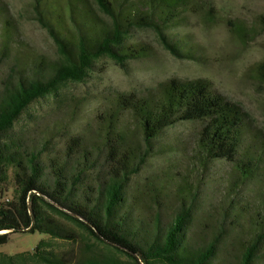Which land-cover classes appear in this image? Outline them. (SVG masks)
I'll list each match as a JSON object with an SVG mask.
<instances>
[{
    "label": "trees",
    "instance_id": "1",
    "mask_svg": "<svg viewBox=\"0 0 264 264\" xmlns=\"http://www.w3.org/2000/svg\"><path fill=\"white\" fill-rule=\"evenodd\" d=\"M32 3L60 58L48 61L30 51L0 3V63L11 65L0 90V246L7 232L27 227L50 241L30 252L0 253V264H258L256 240L244 243L237 259L226 252L231 242L198 239L191 227L196 186L184 170L167 169L150 184L132 179L166 128L198 123L191 156L201 167L227 163V206L236 209L238 187L253 179L264 184V140L253 132L245 108L208 80L172 78L144 94L117 93L112 106L95 115L92 131L72 135L62 146L52 145L50 133L52 139L36 131L11 133L31 103L83 81L101 57L120 65L145 57L147 46L125 43L134 29H152L172 55L187 54L165 32L179 26L194 0ZM232 27L244 43L264 32V13L250 25ZM253 72L264 82V60ZM250 214L262 234L264 210ZM56 240L78 246L63 252Z\"/></svg>",
    "mask_w": 264,
    "mask_h": 264
},
{
    "label": "rangeland",
    "instance_id": "2",
    "mask_svg": "<svg viewBox=\"0 0 264 264\" xmlns=\"http://www.w3.org/2000/svg\"><path fill=\"white\" fill-rule=\"evenodd\" d=\"M0 3L7 7L30 51L48 61H59L54 41L35 18L32 0H0ZM262 13L264 0H194L179 26L165 32L187 54L172 55L152 29H134L125 43L147 46L149 52L145 57L127 60L123 65L110 57H101L83 81L67 82L55 94L31 103L14 123L11 133L38 132L48 137L50 133L54 135L53 139L50 137L52 145L62 146L70 136L92 131L95 115L108 110L117 93L144 94L175 78L208 80L214 89L245 108L253 132L264 140V82L253 72V66L264 60V32L246 38L244 43L232 32V25H250ZM10 67L7 62L0 63V90L5 88L3 83ZM11 70L14 76L15 70ZM199 127L198 123H180L166 128L155 139L150 156L132 179L150 184L167 169L184 170L196 186L191 227L198 239L231 242L226 252L237 259L242 255L243 244L256 240L255 257L258 264H264V217L262 234L250 220V211L264 210V184L253 179L238 187L234 194L237 210L232 204L227 206L225 195L232 175L227 163L217 161L201 167L191 156ZM165 193L172 199V192L165 190ZM7 235V243L0 246V253L7 255L30 252L40 241H50L48 236L34 233L31 228L25 232L10 231ZM62 245L58 241L56 249L66 252L78 246Z\"/></svg>",
    "mask_w": 264,
    "mask_h": 264
},
{
    "label": "bare ground",
    "instance_id": "3",
    "mask_svg": "<svg viewBox=\"0 0 264 264\" xmlns=\"http://www.w3.org/2000/svg\"><path fill=\"white\" fill-rule=\"evenodd\" d=\"M28 228H29V230H30V227H28ZM1 232H3V230H2Z\"/></svg>",
    "mask_w": 264,
    "mask_h": 264
},
{
    "label": "water",
    "instance_id": "4",
    "mask_svg": "<svg viewBox=\"0 0 264 264\" xmlns=\"http://www.w3.org/2000/svg\"><path fill=\"white\" fill-rule=\"evenodd\" d=\"M0 231H2V230H0ZM26 230H23V232H25Z\"/></svg>",
    "mask_w": 264,
    "mask_h": 264
},
{
    "label": "built area",
    "instance_id": "5",
    "mask_svg": "<svg viewBox=\"0 0 264 264\" xmlns=\"http://www.w3.org/2000/svg\"><path fill=\"white\" fill-rule=\"evenodd\" d=\"M27 229L29 230V228L27 227Z\"/></svg>",
    "mask_w": 264,
    "mask_h": 264
}]
</instances>
